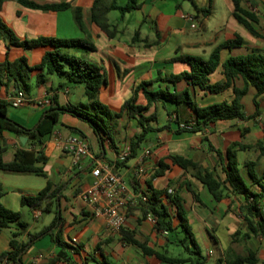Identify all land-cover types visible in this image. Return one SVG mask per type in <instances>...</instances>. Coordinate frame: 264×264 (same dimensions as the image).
Here are the masks:
<instances>
[{
  "label": "crops",
  "instance_id": "obj_1",
  "mask_svg": "<svg viewBox=\"0 0 264 264\" xmlns=\"http://www.w3.org/2000/svg\"><path fill=\"white\" fill-rule=\"evenodd\" d=\"M36 1L40 3L67 1L71 6L64 10L52 11L26 7L17 0H5L0 9V16L19 39H31L45 35L92 40L96 45L95 50H75L71 48L69 51L75 54L79 51L78 54L85 59L105 67L108 84L102 87L99 97L103 102L111 105L114 110H119L125 101L132 99L134 95L140 103H146L143 93L136 91L142 81L154 80L160 76L166 77L189 70L190 65L180 59V55L190 54L208 58L214 48L221 42L235 37L238 33L243 37L245 31L242 28L243 25L233 15L230 0L228 1L230 5L228 17L212 24L206 23V20L213 18L216 13L215 0H200L201 5L196 0H106L108 3H114L118 6L136 5L135 8L124 15L118 8L111 9L108 12L110 27L115 30L113 37H110L92 21L91 12L95 0ZM208 3L209 6H207ZM77 8H81L83 27L76 20ZM207 8H210L211 11L205 14L203 10ZM188 13L194 16L193 21L184 18V15ZM195 21H199V25ZM137 30L140 31V34L134 40ZM157 31L160 34L158 44L155 43ZM233 33L235 34L233 35ZM244 41V46L256 47L255 44L245 39ZM44 50L46 48L43 47L25 49L21 46H12L8 48V41L1 39L0 62L5 60L7 53L11 60L27 54L29 63L35 64L41 61ZM244 52L243 48L233 50V54L236 55ZM230 54H232L230 50L223 49L222 61ZM223 78L221 67L211 75L213 82L221 81ZM28 82L30 88L26 90L28 101L23 104L24 109L12 112L8 108L9 116L27 127H33L41 119L45 110L52 104L51 98L53 95H57L60 103L65 105H75L87 100L84 84L69 82L65 76L49 75L44 84H38L35 73H32ZM167 84L168 82L159 81L152 87H165ZM237 85L243 87L244 84L242 81H238ZM176 86L177 90L190 89L194 99L201 105L220 100H231L234 97L232 89L220 93L195 90L183 80L179 81ZM16 90L17 87L13 81L1 85L0 100L10 102ZM226 92L230 94L228 99L205 101L206 98L219 96ZM246 95L251 98L249 108L245 104ZM246 95L242 98L245 112L247 115H252L256 110L253 102L255 90L250 87ZM45 100H50V102L45 103ZM259 102V115L247 119L220 120L206 127L204 133L201 131H176L179 127L176 117L179 116L180 121L195 119V112L191 107L183 104L179 107V114H177L175 104L158 102L156 105L151 106L148 113L157 112L159 124H170L171 128L150 132L147 135L146 145L142 152L137 151L135 157H132L125 166L118 169H114L109 161L120 159L130 146L131 138L140 131L135 126V121L127 115L112 120L114 130L111 139L107 138L104 145L99 143L98 137L87 122L68 112L61 114L60 123L56 125L51 134L43 137L40 145H33L32 140H29L28 137L26 143L23 144L20 136L8 130L4 131L3 137H0V144L3 142L5 146L2 151L5 161L13 160L16 150L24 146H27V148L35 146L36 149L42 150L48 158L45 165L47 177L30 173L6 172L0 169V184L4 189L1 200L4 205L21 211L23 218L24 211L28 207L21 204L23 194L33 195L39 192L47 185L48 179L58 185H63L62 197L58 200V206L64 222L59 229L54 230L53 234V236H56L60 231V239L58 237L52 239L51 235H47L37 240L23 254L22 264H88L91 259L98 258L95 255H92L91 259L87 257V250L83 248L84 244L92 242L95 251H99L96 248L97 244L100 241L108 240L102 245L104 250V245L109 243L113 236H116L118 232L108 228L104 216L94 215L91 205H88L80 194L83 189L95 182L96 178L92 173V169L97 161L109 164L113 171L122 175L130 187L131 199L125 206V210L127 207L129 213H127L123 226L141 230L142 234L146 233L153 236V238L158 234L169 233L157 231L156 228L151 232L150 227L154 226V223L148 217L145 218L146 221H143L142 224H138V219L142 215L139 210L138 199L141 193L144 194L143 192L148 189L147 182L152 178L160 161L165 160L169 163L170 168L165 171V174L153 178L151 183L155 188L161 189L167 187L170 181H176L170 189L179 188L180 197L183 199L193 228L197 224L208 230L209 228L212 229L210 236L214 238L218 248H213V242L210 239L207 241L208 246L205 252L212 253L215 250L221 252L222 257L230 242L235 239L237 231H240V234L235 240L239 241H242V236L245 237V233H247V227L244 224V213L241 210L243 199L233 194L230 188H225L228 196L224 200L218 201L209 188L192 176L191 172L185 171L179 165L174 164L171 155L180 154L192 158L204 167L214 170L219 177L224 178L223 168L226 167L227 163L226 152L231 143L240 141L247 145H253L249 148L239 149V167L251 188L255 191L259 190V186L253 183L246 165L248 161L254 160V170L259 176L263 177L262 183H264V155L256 146L264 138V96L259 97ZM246 128L249 130L243 134L242 130ZM79 131L84 132V137L90 143L92 154L77 161L72 154L63 150L57 136L60 134L67 137L78 134ZM204 137L208 139L205 140ZM210 145H213L215 149L211 148ZM217 150L221 153H218ZM246 151H254L253 158H242V154ZM141 168H143V172H139ZM244 170L248 173L246 177L243 174ZM184 179L191 181L203 204L195 199L186 186L180 184ZM232 202L233 204L230 207ZM260 206V213L264 216V198ZM56 209L57 206H53L51 211L55 213ZM32 211L34 217L37 211L42 212L41 210ZM39 216L35 218H39ZM209 219H212L214 224ZM24 221L27 222L28 227L21 235L20 240L26 241L27 232L32 231L29 222ZM15 229L16 226L12 224L10 228H6L0 233V253L13 249L10 240ZM90 237L92 238L89 240ZM223 237L226 239L224 240ZM247 239L250 242L258 243V245L246 247L243 251H235L246 254L249 248L255 249L258 251L261 259L260 263H262L264 261V237L252 234ZM76 240H78L77 243ZM59 241L62 242V245L67 243L63 245L66 255L60 252ZM159 242L161 245L164 244L162 239ZM76 246L78 250H76ZM158 249L164 251L166 248ZM99 253L101 255L100 251ZM0 264L15 263H9L7 259H4L0 261Z\"/></svg>",
  "mask_w": 264,
  "mask_h": 264
},
{
  "label": "trees",
  "instance_id": "obj_2",
  "mask_svg": "<svg viewBox=\"0 0 264 264\" xmlns=\"http://www.w3.org/2000/svg\"><path fill=\"white\" fill-rule=\"evenodd\" d=\"M5 0H0V9ZM22 5L35 9L59 11L67 9L71 4L65 2H46L40 3L36 0H17ZM232 4V12L237 21L242 24L251 34L264 39V34L258 29L261 19L256 11L257 4L253 0H249L250 7L244 6V0H230ZM263 2L262 0H260ZM264 3V2H263ZM136 5L129 4L118 6L114 3H108L106 0H95L92 6V21L106 32L110 37L115 35V30L111 29L108 21V12L111 9L118 8L124 15L126 12L135 8ZM205 14L210 12V8L203 10ZM76 20L83 27L81 8L76 9ZM140 31L135 32L134 40L139 36ZM8 41V48L12 46H21L25 49H33L36 47L46 48L40 62L35 64L29 63L27 54L21 55L15 60L8 57L0 62V86L13 81L17 89L29 90L30 85L28 79L32 73L36 75L38 84H44L49 75L65 76L69 82L84 84L85 95L87 100L75 105L61 104L58 96L53 95L51 105L45 110L41 119L33 126L27 127L8 114L10 102L0 100V137H3L4 131L8 130L17 136H26L32 140L33 145H40L43 137L51 134L56 125L60 123L61 114L68 112L77 116L81 120L87 122L98 137L99 143L104 145L107 138L111 139L114 130L112 120L127 115L134 120L140 131L134 134L130 140V153L124 159L109 161L114 169L125 166L127 162L137 155L138 148L147 140L150 132L170 129V124L160 125L157 112L148 113L151 106L158 102H170L177 106L176 113L179 114V107L183 104L191 107L195 112V119L192 121H180L179 116L176 122L179 127L177 132L184 130L197 132H205V128L220 120L247 119L260 114L259 97L264 96V51L258 47L244 46V38L240 34L235 37L226 39L217 45L208 58L198 55L183 54L179 58L190 65L189 70L182 71L177 74H171L166 77H158L154 80L142 81L136 91L143 93L146 103H140L136 95L132 99L125 101L119 110H114L111 105L103 102L100 97L102 87L108 84V76L105 67L99 63L85 59L75 53L70 52L71 48H79L85 50H95L96 45L92 40L83 38H61L56 36H38L31 39H19L8 26L6 21L0 16V40ZM160 34L157 31L156 44L159 43ZM235 48H243L244 53L233 54ZM228 49L232 52L224 61H222V50ZM222 69L223 80L213 82L211 75L219 68ZM186 81L193 89L209 91L212 93H220L227 89H232L234 97L231 100H220L209 103L207 105L199 104L193 97L190 89L177 90L179 81ZM168 82L165 87H152L156 82ZM238 81L243 82V87L237 85ZM255 90L253 102L256 110L252 115H247L245 105L242 98L248 93L249 88ZM181 122H192V128L186 129L180 127ZM75 129V128H74ZM77 130V129H75ZM249 129H243L245 134ZM84 137V132L79 131ZM207 140V137H204ZM253 145H247L240 141H234L228 147L226 152V167L223 168L225 177L221 178L212 169L204 167L200 162L180 155H171L174 164L179 165L185 171L191 172L192 176L205 184L214 197L218 200H224L228 195L225 188H230L231 192L243 199L241 210L244 213V224L247 227L245 237L252 234L264 237V216L261 212V201L264 198L263 177L259 176L255 170V161L250 160L246 163L248 173L253 183L259 186V190L255 191L247 183L243 177L238 159L239 149L249 148ZM256 146L264 155V138L260 140ZM211 148L215 149L213 145ZM5 146L0 144V169L12 173H30L47 177L45 165L47 156L42 150L36 149L35 146L27 148L21 147L16 150L15 156L11 161H5L2 151ZM218 153H221L217 150ZM170 168V164L165 160H161L158 168L148 180V189L143 192L147 199L142 196L138 199L139 210L143 218H147L151 214L156 222L154 227L157 231L171 233L179 228L183 230L185 236L180 239L182 246L189 253L188 256L170 255L167 251H162L152 246L147 240L140 239L136 229H130L122 226L119 230L120 238L126 243L138 247L144 255L152 256L161 263L166 264H205L207 257L203 253L187 215V209L183 199L180 197L179 188L170 189L176 181H170L165 188H155L152 179L165 174ZM186 186L192 192L195 199L203 204L199 193L193 187L188 179H184L180 183ZM63 185H58L48 179L47 185L39 192L33 195L23 194L21 204L28 206L31 210L51 211L53 206H57L53 220L41 230L37 232H27V240H20L21 235L28 227L26 221L22 218L19 210H14L3 204L1 198L4 189L0 184V233L6 228H10L12 223H17L18 227L11 234V251L0 253V261L7 259L9 263H23V254L39 239L51 235L52 239L59 238V232L53 236L54 230L59 229L63 225L64 219L59 209L58 200L62 197ZM142 194V193H141ZM233 202L230 203V207ZM129 213V210H125ZM240 234L237 231L235 239ZM60 242L63 255L66 252L63 245L67 243ZM106 241H100L97 249L101 252L102 260L99 264H116L110 259L102 249V245ZM76 250L78 247L76 246ZM261 261L258 251L248 249L246 254L236 252L232 247H228L224 255L219 257L215 264H259ZM53 264V263H52ZM264 264V261L262 262Z\"/></svg>",
  "mask_w": 264,
  "mask_h": 264
},
{
  "label": "rangeland",
  "instance_id": "obj_3",
  "mask_svg": "<svg viewBox=\"0 0 264 264\" xmlns=\"http://www.w3.org/2000/svg\"><path fill=\"white\" fill-rule=\"evenodd\" d=\"M198 2V4H202L200 0H196ZM229 0H215V6H216V13L213 16V18L208 19V21L206 20V23H210L212 24L213 22L216 21H220L224 18L228 17V13H229ZM256 2L257 7H256V11L261 19V23L258 25V29L260 30V32L262 34H264V3L261 2L260 0H253ZM209 6V3L208 5ZM244 6L249 8L250 7V3L249 0H244ZM190 14V13H188ZM195 23L197 25H199V21H195ZM239 26H241L239 24ZM242 28L245 30L243 32V38L248 41L251 42L253 44L256 45V47L262 49L264 51V39L257 37L253 34H251L246 28H244L242 26ZM238 33V32H235ZM233 33V35L235 34ZM240 34V33H238ZM241 35V34H240ZM242 36V35H241ZM75 50H78L79 48L75 47L72 48ZM79 52V51H78ZM78 52H76L77 55L81 56L80 54H78ZM228 99L230 98V94L229 92L220 94L219 96H211L209 98H206L205 101H214V100H219V99ZM251 98L249 95H246L245 97V104L247 106V108H249V106L251 105ZM23 105L21 106H13L11 103L9 105V110L10 111H14V112H18V111H22ZM174 119V117H173ZM135 126L138 127L137 123L135 122ZM139 128V127H138ZM140 130V128H139ZM127 142V139H126ZM128 143V142H127ZM145 142L142 143L141 147L138 148L139 153L142 152V149L145 146ZM254 156V151H246L245 153L242 154V158H253ZM244 176H247V172L244 170L243 171ZM247 181V180H246ZM126 210H129L126 207ZM24 220H27L30 224V228L32 232H36L41 230L44 226L48 225L52 219L54 218V212L53 211H44L41 212L39 218H35L33 215V211L26 207V210L24 211ZM127 216V214H126ZM94 218H96L95 216H93ZM210 222L212 224H214V222L212 221V219H209ZM143 221H146L145 218L139 217L138 219V224H142ZM13 225H15L16 227H18L17 223H12ZM152 225V224H151ZM150 231L152 232L153 230H155V227L152 225L150 227ZM194 232L196 235V239L198 240L200 246L202 247V250L205 252L207 250V241L208 240H212V246L214 249H217V244L214 240L213 237L210 236V231L212 230L211 228H209V230L205 227H200L197 224L194 225ZM138 232V235L140 236V238H142L143 240H147L149 243H151L152 245H154L157 248H166L164 251H167L170 255H175V256H188V252L186 251V249L182 246L180 239H183L185 236V233L183 232V230L181 228L169 233V234H158L155 238H153V236L142 234L138 229H136ZM143 232V231H142ZM168 237V238H167ZM92 237L89 238V240ZM224 240L226 239L225 237H223ZM248 237H243L242 239L245 241H239V240H235L233 239L230 244L229 247H232L234 250L237 251H243L246 247H250V246H257L258 243L255 242H250L247 239ZM160 239L164 240V244L161 245L160 244ZM239 239V238H238ZM88 240V241H89ZM78 240H76L77 243ZM84 249H86L87 254L86 256L89 257L90 259L92 258V255H95L96 258L98 259H91L89 261L88 264H99L98 261H100L99 259L102 260V257L99 253V251H95L94 246L92 244V242H88L86 245L84 244ZM104 250L105 252L108 254V257L110 259H112L113 261H115L116 264H166V263H161L155 260V258L151 257V256H147V255H142L141 250L136 247L135 245L126 243L125 241H122L120 238V234L119 231L116 234V236H113L111 241L107 244L104 245ZM203 252V253H204ZM207 257V262L205 264H214L217 260L218 257L221 256V252H216L215 250L212 253L209 252H205L204 253ZM262 264V263H259Z\"/></svg>",
  "mask_w": 264,
  "mask_h": 264
},
{
  "label": "built area",
  "instance_id": "obj_4",
  "mask_svg": "<svg viewBox=\"0 0 264 264\" xmlns=\"http://www.w3.org/2000/svg\"><path fill=\"white\" fill-rule=\"evenodd\" d=\"M189 21L194 20V16L190 14L184 15ZM28 101V95L24 89H17L11 97L10 103L13 106H20ZM50 100H45L49 103ZM193 123L181 122L180 127L191 129ZM57 140L63 150L72 154L78 161L84 156L91 155L92 150L89 141L78 134L64 137L60 134ZM130 153L128 146L126 153L120 159H124ZM139 172H143V168ZM92 173L96 178L95 182L81 191V196L88 205H91L93 214L96 216H104L107 226L110 230L118 232L124 225L126 219L125 206L131 199L130 187L121 174L113 171L109 164L98 162L93 167ZM144 200L147 197L141 194ZM41 214L40 211L35 213V217ZM148 218L155 224V218L149 214Z\"/></svg>",
  "mask_w": 264,
  "mask_h": 264
},
{
  "label": "water",
  "instance_id": "obj_5",
  "mask_svg": "<svg viewBox=\"0 0 264 264\" xmlns=\"http://www.w3.org/2000/svg\"><path fill=\"white\" fill-rule=\"evenodd\" d=\"M264 2V0H262ZM20 139L22 141L23 144L26 143L27 137L26 136H20Z\"/></svg>",
  "mask_w": 264,
  "mask_h": 264
}]
</instances>
